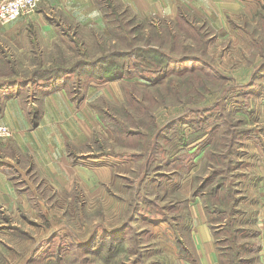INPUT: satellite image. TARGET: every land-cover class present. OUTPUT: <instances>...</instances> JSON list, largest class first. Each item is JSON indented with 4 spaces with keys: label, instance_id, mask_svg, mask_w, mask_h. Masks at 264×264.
Wrapping results in <instances>:
<instances>
[{
    "label": "rangeland",
    "instance_id": "374dc122",
    "mask_svg": "<svg viewBox=\"0 0 264 264\" xmlns=\"http://www.w3.org/2000/svg\"><path fill=\"white\" fill-rule=\"evenodd\" d=\"M215 1L203 15L182 8L173 19H149L109 0L100 29L75 33L80 47L69 41L31 56L0 46V89L26 86L31 98L56 64L119 51L127 71L108 80L98 67L78 69L67 83L79 99L89 86L80 77L95 79L102 131L89 155L120 176L108 188L116 204L91 206L80 189L77 206L20 210L19 221L0 222V264H175L198 203L219 228L218 264H260L250 225L264 198V0ZM151 51L174 58L166 72L149 71L160 62ZM124 222L135 225L114 233L121 237L100 233Z\"/></svg>",
    "mask_w": 264,
    "mask_h": 264
},
{
    "label": "crops",
    "instance_id": "0c3cea01",
    "mask_svg": "<svg viewBox=\"0 0 264 264\" xmlns=\"http://www.w3.org/2000/svg\"><path fill=\"white\" fill-rule=\"evenodd\" d=\"M108 1H42L32 14L7 25L0 24V46L6 42L8 50L29 52L31 56L63 49V45L70 42L79 46L75 33L81 28L100 29L104 16L102 5ZM113 1L149 19H173L182 8L203 15L208 6L215 10L220 4L215 0ZM70 79L74 77L67 75L55 80L33 98L26 86L13 83L0 89V124L14 132L11 139L0 140V222L19 221L20 210L27 213L39 210L47 214L51 207L63 210L72 204L77 206L80 189L86 197L85 203L91 206L100 200L107 209L116 204L108 188L117 184L120 176L115 175L110 164L89 155L96 131H102L93 104L95 79L80 77L89 86L83 88L79 99H74L67 89ZM102 92L99 95H103ZM71 149L84 150V154L74 155L72 150L71 155ZM256 209V221L251 222L250 227L257 239V259L264 264L263 197ZM205 210L202 203L191 208L192 222H189L186 240L178 236V241L183 242L189 252L182 251L175 264H218L216 232L219 228L209 222ZM132 223L106 227L100 233L109 239L121 237L116 234H122L129 224L135 225ZM100 233L95 232L92 240L98 234L100 237ZM42 248L36 251L38 256L45 253Z\"/></svg>",
    "mask_w": 264,
    "mask_h": 264
},
{
    "label": "trees",
    "instance_id": "16d2710c",
    "mask_svg": "<svg viewBox=\"0 0 264 264\" xmlns=\"http://www.w3.org/2000/svg\"><path fill=\"white\" fill-rule=\"evenodd\" d=\"M151 53L153 54V58H159L160 61L159 65L157 66L158 68H156L155 70H149L153 76L155 75H159L164 73V71L166 72V67L168 66V64L173 61L174 58H172L171 56L168 55H164L162 53H160L159 51H151ZM132 55H135V53H132ZM128 56V55H127ZM126 59V54L125 52H119L116 51L114 53H111V56H103V58L99 59L98 62H91V61H86V60H81L80 62L76 61L74 63L71 64H64V63H60V64H56L53 65L49 69H47L48 71H50L49 75H50V80H48V84H52L55 82V80L58 79H62L63 77L69 75L70 73H74L76 71H78V69H84V73H87L89 75H93L91 73H93L92 71H94V68L96 69L97 67L102 69V71L107 72V74L109 75L108 77H110V79L108 80H115V79H121L122 77H124V75L126 74V69H125V60ZM165 59V61H164ZM108 66L107 70H104V67ZM137 66V64L135 65ZM141 67V64H140ZM89 68V70H88ZM45 70V71H47ZM145 70L148 71L147 68H145ZM155 74V75H154ZM102 77H100L101 79ZM142 79L146 80V82H152V79L150 76H147L145 74H142L141 76ZM11 229H15L14 227ZM116 238V236H112L111 241ZM183 245V250L182 251H188V248L186 246ZM189 252V251H188Z\"/></svg>",
    "mask_w": 264,
    "mask_h": 264
},
{
    "label": "built area",
    "instance_id": "2783aa9c",
    "mask_svg": "<svg viewBox=\"0 0 264 264\" xmlns=\"http://www.w3.org/2000/svg\"><path fill=\"white\" fill-rule=\"evenodd\" d=\"M42 1L57 0H0V24L7 25L17 21L24 15L32 14ZM14 132L7 125L0 124V140L6 141L13 137Z\"/></svg>",
    "mask_w": 264,
    "mask_h": 264
}]
</instances>
